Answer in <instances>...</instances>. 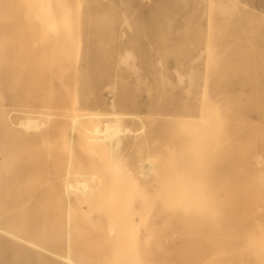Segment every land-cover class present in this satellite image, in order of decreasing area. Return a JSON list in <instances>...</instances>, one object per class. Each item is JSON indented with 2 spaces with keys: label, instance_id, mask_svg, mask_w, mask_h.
<instances>
[{
  "label": "rangeland",
  "instance_id": "374dc122",
  "mask_svg": "<svg viewBox=\"0 0 264 264\" xmlns=\"http://www.w3.org/2000/svg\"><path fill=\"white\" fill-rule=\"evenodd\" d=\"M212 1H216L218 8L225 6L228 12L212 18L211 4L207 5ZM80 8L76 28L78 50L73 63L76 100L80 107L96 112L181 115L187 119L199 117L194 100L207 80L204 64L209 47L220 57L216 58L220 61L214 63L215 67L211 64V70L215 68V72L209 80L214 92H224L217 93L218 97L222 94L231 102L235 100L233 104L226 103L241 112L244 122L249 118L258 119L259 113L256 112L264 100V0H82ZM209 20L215 24V31L209 28ZM20 27L14 23L8 27L0 25V132L10 134L15 131L17 143L21 135L16 122L23 117L22 111L26 109L28 99L24 89L23 61L28 44L20 41ZM200 79L204 80L203 83ZM129 125L138 127L135 123ZM214 125L209 121L200 133L193 130L181 135L167 133L169 130L166 134L159 132L162 141L156 142L154 149H160L167 155L172 153L168 155L172 160L159 162L161 174L159 172L148 187L140 183L132 188L127 180L104 175L105 179L108 178L105 190L110 193L107 196L109 201L123 199L135 191V203L132 201L135 212L124 209L117 213L105 208L102 218L93 212V217L86 220L81 219L79 211L75 213L74 234L77 232L80 236L76 245L89 249L88 264H220L215 237L227 234V225L232 226L234 222H223L214 228L212 219L204 221L206 218L202 213L183 214L181 204L164 207L154 199L158 192L171 194L177 186L186 189L185 184L189 191L191 184V191L196 192L197 189L198 203L208 199L207 193L210 192L208 205L211 208V192L224 181L223 178L226 190L233 187L231 182H238L236 179L229 181L231 177L236 178V172L232 170H228L231 175L225 170L229 177L223 174L221 178L218 174L219 178L215 179L217 175L214 173L219 171L214 166L215 172L210 169L216 163L213 158L214 161L209 160L215 149ZM51 133L53 140L39 141L40 147L45 149L42 151H48L52 159L63 160L65 151L63 143L58 140L60 130ZM207 143L211 149L206 147ZM201 145L209 150L202 149ZM80 152L83 157H89L84 149H80L77 158H82ZM202 161L209 166L204 162L205 167ZM171 178L177 186L173 184L169 189L168 185L173 183ZM218 179H222L220 184H217ZM6 194L5 200H9L6 208H13L19 202V196H14L18 193L11 190ZM177 194L179 199L183 198ZM42 197L40 207L45 202L47 226L56 219L54 226L51 224L50 227L53 230L58 228L54 230L58 231L64 212L59 196L44 194ZM137 199L143 201L144 206H139ZM202 221L207 225H201ZM108 222L119 229L118 236L106 237L104 226ZM146 231L150 235L144 234ZM130 232L133 234L129 237ZM29 262L27 259L25 263ZM234 263L237 264L235 257ZM0 264H6L3 254H0Z\"/></svg>",
  "mask_w": 264,
  "mask_h": 264
},
{
  "label": "bare ground",
  "instance_id": "6f19581e",
  "mask_svg": "<svg viewBox=\"0 0 264 264\" xmlns=\"http://www.w3.org/2000/svg\"><path fill=\"white\" fill-rule=\"evenodd\" d=\"M81 2L0 0V25H20V41L28 44L23 60L24 89L28 99L27 107L22 111L23 117L16 122L21 135L19 143L15 141V131L10 134L0 132V254L4 255L5 263L27 264L25 262L29 259V264H88L89 249L84 245H76L80 236L77 232L74 234L75 213L79 211L81 219L86 220L93 217V212L102 218L105 208L117 213L124 209L135 212L132 202L135 191L129 192L123 199L109 201L107 196L110 193L105 190V180L108 178L105 179L104 175L111 174L120 181L127 180L132 188L140 183L148 187L160 172L159 162L172 160L168 156L172 153L167 155L160 149H154L156 142L162 141L159 132L169 130L167 133L177 132L181 135L193 130L194 133H200L201 128L211 121L215 123V132L211 131L215 133V149L209 160L213 158L216 165L210 164V169L214 166L219 171L216 174V169H212L214 175H217L215 179L219 178L218 174L223 178L225 170L227 174L228 170L236 172V178L230 176L232 179H229L238 180L230 184L235 187L234 190L233 187L226 190L225 179L224 186L222 181L219 183L222 179H218V190L215 187V190H211L214 194L211 192L213 197L211 195L210 208V192L207 193L208 199L204 194L206 200L198 203L197 189L196 192L191 191L193 185L189 186L190 193L187 184L184 186L186 189L176 185L177 188L171 178L173 183L168 187L170 189L174 184L176 188L172 189L173 192H158L154 199L164 207L181 204L183 214L202 213L203 218H206L204 221L212 219L214 228L223 222H234L232 226L227 225V234L215 237L220 264H235L234 257L237 258V264H264V100L256 112L259 113L258 119L249 118L245 123L241 112L226 103L233 104L235 100L231 102L222 94L218 97V94L224 92L217 91V94L212 89L210 76L215 68L211 70V64L215 67L214 63L220 61V57L207 47L209 52L208 57H205L204 75L210 80L209 83L207 80L203 83L204 80L200 79L203 84L199 96H194L195 100L193 98L201 115L199 117L187 119L181 115L145 116L117 111L96 112L80 107L76 100V71L73 63L78 50L76 28L81 14ZM208 4H211L212 18L228 12L225 6L218 8L216 1ZM209 23V28L215 31V24L210 20ZM129 123H135L138 127L133 128ZM56 129L61 133L58 140L63 143V160L52 159L48 151H42L45 149L39 143L51 140L50 134ZM205 140L208 142V138ZM206 147L212 148L210 144ZM79 148L84 149L89 157H83L80 152L82 158H77ZM204 162L201 164L204 165ZM11 190L18 193L14 196H19V202L13 208H6L9 203V200H5L6 193ZM114 193L116 195L117 190ZM177 193L183 198L179 199ZM44 194H56L64 207L58 231H54L58 228H51V224L56 223L55 218L52 223L50 221L51 227L47 226V215L43 208L45 202L40 207ZM137 201L139 206H144L143 201ZM205 201L207 204L203 207ZM204 221L201 225L206 226L207 222L205 225ZM118 233L119 229L111 222L104 226L106 237H116ZM132 234L130 232L129 237ZM144 234L150 235L147 231Z\"/></svg>",
  "mask_w": 264,
  "mask_h": 264
}]
</instances>
